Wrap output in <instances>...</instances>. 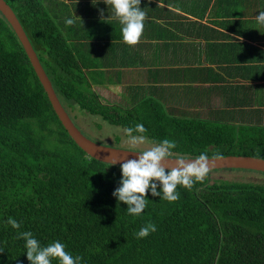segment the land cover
Returning a JSON list of instances; mask_svg holds the SVG:
<instances>
[{"label": "trees", "instance_id": "trees-1", "mask_svg": "<svg viewBox=\"0 0 264 264\" xmlns=\"http://www.w3.org/2000/svg\"><path fill=\"white\" fill-rule=\"evenodd\" d=\"M5 1L67 113L79 109L117 130L143 124V135L153 143H176L172 156L264 158V125L180 118L150 98L130 106L103 103L60 30L63 5ZM216 170L191 191L178 186L175 202L149 190L142 214L129 215L112 195L120 186V166L96 160L75 144L0 13V264H30L25 241L18 238L24 231L41 246L60 241L73 257L83 258L80 264H264V180ZM9 217L19 229L7 224ZM149 222L157 230L137 239L135 233Z\"/></svg>", "mask_w": 264, "mask_h": 264}, {"label": "crops", "instance_id": "crops-1", "mask_svg": "<svg viewBox=\"0 0 264 264\" xmlns=\"http://www.w3.org/2000/svg\"><path fill=\"white\" fill-rule=\"evenodd\" d=\"M51 3L103 103L150 98L180 118L264 125V0H141L147 19L131 47L104 0Z\"/></svg>", "mask_w": 264, "mask_h": 264}, {"label": "clouds", "instance_id": "clouds-1", "mask_svg": "<svg viewBox=\"0 0 264 264\" xmlns=\"http://www.w3.org/2000/svg\"><path fill=\"white\" fill-rule=\"evenodd\" d=\"M104 3L111 6L112 18L121 25L122 42L130 47L138 44L147 19L146 12L140 7L141 0H104ZM100 15L101 19H104L103 10H100ZM256 21L264 25V11L257 14ZM65 23L72 25L74 21L67 19ZM146 132L147 129L143 124L124 129L128 143L132 146L144 144L146 137L143 134ZM175 147L174 141L164 139L146 150L134 151L139 153L135 159H128L122 163L116 160L110 161L112 166L119 163L121 170L120 186L113 191L112 195L118 202H124L127 205L129 215L136 217L142 214L147 207L149 190L153 197H159L171 203L180 197L177 192L178 186L191 191L195 183L203 182L208 177L211 169L206 153H201L195 159L178 157L175 167L166 171L162 162L172 157L171 150ZM7 224L14 229H19L21 226L11 217L8 218ZM156 230V225L149 222L141 227L135 236L137 239H143ZM18 238L25 241L26 257L30 264H52L53 260H56L58 264H80L83 259L80 256L73 257L60 241L41 246L30 231L20 232ZM2 251L0 249V252Z\"/></svg>", "mask_w": 264, "mask_h": 264}, {"label": "water", "instance_id": "water-1", "mask_svg": "<svg viewBox=\"0 0 264 264\" xmlns=\"http://www.w3.org/2000/svg\"><path fill=\"white\" fill-rule=\"evenodd\" d=\"M0 13L4 16V18L10 24L11 28L16 34L36 76L38 77L40 84L42 85L47 95L48 100L50 101V104L56 116L67 131L68 135L73 139L75 144L79 148H81L88 156L106 163H110L111 160H116L122 163L125 160L137 158V156L139 155V153L137 152L99 144L89 139L78 130V128L74 125L69 115L65 111L64 107L61 105L57 95L54 92L51 82L46 75L34 49L32 48L31 43L29 42L20 22L5 0H0ZM178 157L180 156H172L170 158H166V160L162 162L166 170L171 167H175L176 158ZM207 157L210 161L211 170L219 168H244L264 172V158L261 157L236 154ZM184 158L195 159L197 157ZM117 165H119V163Z\"/></svg>", "mask_w": 264, "mask_h": 264}, {"label": "rangeland", "instance_id": "rangeland-1", "mask_svg": "<svg viewBox=\"0 0 264 264\" xmlns=\"http://www.w3.org/2000/svg\"><path fill=\"white\" fill-rule=\"evenodd\" d=\"M68 115L78 130L89 139L103 145L128 149L132 151L146 150L153 146L152 141L146 138L141 145L132 146L128 143V137L124 130H117L116 127L104 122L97 116H92L79 109L66 108ZM66 111V110H65ZM221 175L240 177V180H264V172L244 168H223L216 170Z\"/></svg>", "mask_w": 264, "mask_h": 264}]
</instances>
